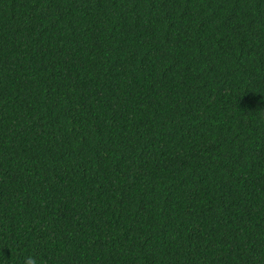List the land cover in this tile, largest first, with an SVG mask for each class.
<instances>
[{
	"label": "trees",
	"instance_id": "1",
	"mask_svg": "<svg viewBox=\"0 0 264 264\" xmlns=\"http://www.w3.org/2000/svg\"><path fill=\"white\" fill-rule=\"evenodd\" d=\"M264 264V0H0V264Z\"/></svg>",
	"mask_w": 264,
	"mask_h": 264
},
{
	"label": "clouds",
	"instance_id": "2",
	"mask_svg": "<svg viewBox=\"0 0 264 264\" xmlns=\"http://www.w3.org/2000/svg\"><path fill=\"white\" fill-rule=\"evenodd\" d=\"M24 264H38V261L36 258L29 256L24 260Z\"/></svg>",
	"mask_w": 264,
	"mask_h": 264
}]
</instances>
